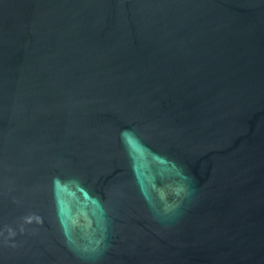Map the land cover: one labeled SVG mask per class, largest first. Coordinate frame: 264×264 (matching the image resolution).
Segmentation results:
<instances>
[{
	"label": "water",
	"instance_id": "water-1",
	"mask_svg": "<svg viewBox=\"0 0 264 264\" xmlns=\"http://www.w3.org/2000/svg\"><path fill=\"white\" fill-rule=\"evenodd\" d=\"M0 264H264V0H0Z\"/></svg>",
	"mask_w": 264,
	"mask_h": 264
}]
</instances>
